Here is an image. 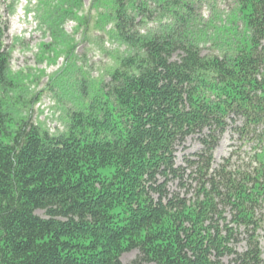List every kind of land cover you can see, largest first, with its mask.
Instances as JSON below:
<instances>
[{
  "label": "trees",
  "instance_id": "obj_1",
  "mask_svg": "<svg viewBox=\"0 0 264 264\" xmlns=\"http://www.w3.org/2000/svg\"><path fill=\"white\" fill-rule=\"evenodd\" d=\"M94 2L129 52L76 98L65 131L15 120L0 99V264H122L132 251L134 264H264V0H236L246 34L220 57L202 55L188 0L151 36L140 28L148 1ZM47 4L44 21L59 26L81 0ZM228 130L252 157L235 151L214 167ZM195 136L202 149L178 165Z\"/></svg>",
  "mask_w": 264,
  "mask_h": 264
},
{
  "label": "rangeland",
  "instance_id": "obj_2",
  "mask_svg": "<svg viewBox=\"0 0 264 264\" xmlns=\"http://www.w3.org/2000/svg\"><path fill=\"white\" fill-rule=\"evenodd\" d=\"M47 1L52 8L61 0ZM147 1L152 14L140 28L142 35L151 36L169 21L167 8L180 0H168L171 2L168 6L162 3L164 0ZM188 1L193 4L194 31L208 37L198 41L203 56L220 57L221 44L235 33L246 34L236 0ZM44 4L45 0H0V29L8 55V73L6 81L0 82V99L9 98L23 115H15L13 119L29 115L35 125L57 135L67 128L76 98L91 91L92 83L109 81L119 59L129 51L113 35L112 23L104 16L108 8L98 6L94 0H81L74 18H67L59 26L44 21ZM252 145L243 144L228 130L214 151V167L235 151L239 153L235 160L241 157L248 161ZM201 149L196 136L187 139L177 150V164L181 165L185 157L190 158ZM176 187V183L170 184L171 191ZM260 246L264 258L263 237ZM237 249L244 251L245 244L241 243ZM137 259V251L121 257L122 264H134Z\"/></svg>",
  "mask_w": 264,
  "mask_h": 264
},
{
  "label": "bare ground",
  "instance_id": "obj_3",
  "mask_svg": "<svg viewBox=\"0 0 264 264\" xmlns=\"http://www.w3.org/2000/svg\"><path fill=\"white\" fill-rule=\"evenodd\" d=\"M31 117V116H30ZM41 129V128H40Z\"/></svg>",
  "mask_w": 264,
  "mask_h": 264
}]
</instances>
